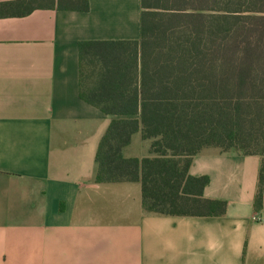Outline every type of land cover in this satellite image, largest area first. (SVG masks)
<instances>
[{
    "label": "crops",
    "instance_id": "0c3cea01",
    "mask_svg": "<svg viewBox=\"0 0 264 264\" xmlns=\"http://www.w3.org/2000/svg\"><path fill=\"white\" fill-rule=\"evenodd\" d=\"M30 1L0 0V264H264L259 156L194 157L217 217L148 214L140 182H95L113 117L80 97L79 44L139 40L140 0ZM123 156L150 142L134 134Z\"/></svg>",
    "mask_w": 264,
    "mask_h": 264
},
{
    "label": "trees",
    "instance_id": "16d2710c",
    "mask_svg": "<svg viewBox=\"0 0 264 264\" xmlns=\"http://www.w3.org/2000/svg\"><path fill=\"white\" fill-rule=\"evenodd\" d=\"M74 1L88 11L87 0ZM140 6L139 40L79 44L80 97L113 117L97 151L95 182H140L148 214L217 217L227 204L203 197L209 178L189 174L194 157L206 149L259 156L254 209L261 212L264 0ZM136 133L150 142V156L124 158Z\"/></svg>",
    "mask_w": 264,
    "mask_h": 264
}]
</instances>
